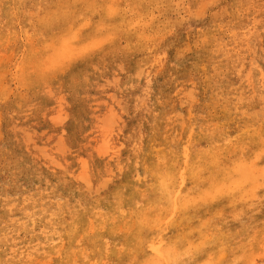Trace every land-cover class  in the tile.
<instances>
[{"label": "rangeland", "instance_id": "obj_1", "mask_svg": "<svg viewBox=\"0 0 264 264\" xmlns=\"http://www.w3.org/2000/svg\"><path fill=\"white\" fill-rule=\"evenodd\" d=\"M0 264H264V0H0Z\"/></svg>", "mask_w": 264, "mask_h": 264}, {"label": "bare ground", "instance_id": "obj_2", "mask_svg": "<svg viewBox=\"0 0 264 264\" xmlns=\"http://www.w3.org/2000/svg\"><path fill=\"white\" fill-rule=\"evenodd\" d=\"M16 19V18H15ZM19 26H21L20 24H19ZM17 28V27H16ZM257 111V110H256ZM108 115V114H107ZM111 115H113V114H111ZM113 117V116H112ZM111 120L110 121H113L112 120V118H111V116L109 117ZM114 118V117H113ZM106 121H109V120H106ZM114 124V123H113ZM115 124H116V122H115ZM105 136H106V138H105V140H103L104 142L101 144V146H103V147H105L104 148V151H105V149H106V152H109V153H115V151H116V149H115V146L113 145V142L111 141V138H112V134L111 133H108L107 131H106V133H105ZM102 150V149H101ZM87 167V166H86ZM86 167H84V173H86L87 172V169H86ZM79 174H80V172H79ZM136 177V176H135ZM107 179V178H106ZM136 181L135 182H144L143 180H141V179H138L137 177H136V179H135ZM110 182V181H109ZM108 182V183H109ZM146 183V182H145ZM88 185H89V183H88ZM173 187V185H171V184H169V179H167L166 177L164 178H161V180H160V182H159V184L158 185H156V186H153V190L155 191L154 192V196H163L162 194H165V193H169L170 191H169V189L170 188H172ZM26 200V199H25ZM3 247V246H2Z\"/></svg>", "mask_w": 264, "mask_h": 264}]
</instances>
